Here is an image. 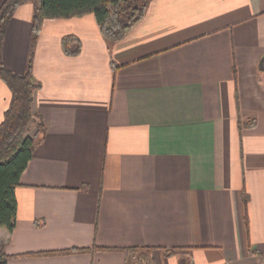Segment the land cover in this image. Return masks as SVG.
<instances>
[{"label": "crops", "instance_id": "crops-1", "mask_svg": "<svg viewBox=\"0 0 264 264\" xmlns=\"http://www.w3.org/2000/svg\"><path fill=\"white\" fill-rule=\"evenodd\" d=\"M34 8L3 37L17 73ZM32 74L45 128L0 226L7 264H264V0H149L115 41L92 12L46 17ZM10 95L0 78V121Z\"/></svg>", "mask_w": 264, "mask_h": 264}, {"label": "trees", "instance_id": "trees-1", "mask_svg": "<svg viewBox=\"0 0 264 264\" xmlns=\"http://www.w3.org/2000/svg\"><path fill=\"white\" fill-rule=\"evenodd\" d=\"M26 1L28 0H4L0 5V78L11 93L9 104L0 121V226L8 230L15 226L17 211L15 188L20 184L21 173L32 157L36 145L43 138L45 128L41 117L32 110L33 92L40 87V83L32 74V57L43 19L92 12L101 34L115 41L123 38L141 20L149 2V0H33L35 8L31 20L27 69L23 73H17L5 67L3 63L2 42L14 10ZM61 47L65 54L77 55L81 50L80 38L74 34H66L61 38ZM247 124L251 125L252 122ZM247 199L244 193V204L247 203ZM85 249L72 247L41 251L37 254ZM165 252L171 254L170 250ZM7 257L0 246V264H7Z\"/></svg>", "mask_w": 264, "mask_h": 264}]
</instances>
